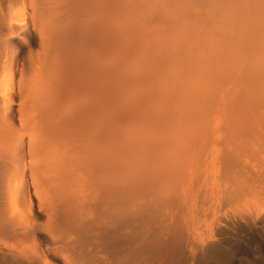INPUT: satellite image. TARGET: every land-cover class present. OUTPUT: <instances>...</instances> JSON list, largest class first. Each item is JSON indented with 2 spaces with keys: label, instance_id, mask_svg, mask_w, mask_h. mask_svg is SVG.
Instances as JSON below:
<instances>
[{
  "label": "bare ground",
  "instance_id": "1",
  "mask_svg": "<svg viewBox=\"0 0 264 264\" xmlns=\"http://www.w3.org/2000/svg\"><path fill=\"white\" fill-rule=\"evenodd\" d=\"M0 264H264V0H0Z\"/></svg>",
  "mask_w": 264,
  "mask_h": 264
}]
</instances>
